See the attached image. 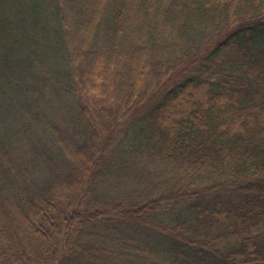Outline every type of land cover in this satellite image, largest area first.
I'll return each mask as SVG.
<instances>
[{
  "label": "trees",
  "instance_id": "trees-1",
  "mask_svg": "<svg viewBox=\"0 0 264 264\" xmlns=\"http://www.w3.org/2000/svg\"><path fill=\"white\" fill-rule=\"evenodd\" d=\"M0 264H264V0H0Z\"/></svg>",
  "mask_w": 264,
  "mask_h": 264
}]
</instances>
